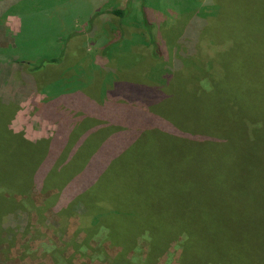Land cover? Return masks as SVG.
<instances>
[{
	"label": "rangeland",
	"instance_id": "obj_1",
	"mask_svg": "<svg viewBox=\"0 0 264 264\" xmlns=\"http://www.w3.org/2000/svg\"><path fill=\"white\" fill-rule=\"evenodd\" d=\"M5 1L7 4L0 3V56L7 57L5 54L16 50L17 56L10 58L13 64L9 65L21 74L18 81L21 79L23 87L18 91L30 101L24 103V109L10 128L22 132L24 139L30 141L49 139L56 133V125L36 115L42 104L57 97L56 93L64 95L65 87L83 92L87 89L102 104L106 100L104 92L120 81L127 85V98L131 99L129 112L135 106L140 107L135 123L145 128L137 136L143 134V142L125 161L133 162L136 157L142 162L145 152H156L171 164L181 163L184 153L166 145L163 137L172 134L157 129L155 116L164 114L162 120L171 119L174 127L181 125L179 129L186 132L191 131L185 125L202 129L207 124L225 131L241 117L227 104L232 91H226V87L258 90L264 84V42L218 33L220 26L215 29V25L219 19L206 10L215 0ZM235 1L225 0V3L229 7L238 1L243 7L247 5L245 0ZM11 5L18 8H7ZM115 10L121 11L122 16L114 15ZM250 14L246 10L231 19L244 21ZM69 32L72 37L63 46L59 64L30 75L24 63H17L25 49L23 38L30 42V47L35 46L30 49L34 51L30 57L36 61L43 57L40 52L43 45L53 42L56 36L66 37ZM53 46L56 51L52 52L51 48L49 53H52L45 56L60 51L59 43ZM196 69L204 72L196 74ZM214 71L221 74L216 79H213ZM210 84L219 85L218 89L203 96L197 90L195 94V88L191 87L206 89ZM135 96H138L136 102ZM148 96L155 97L151 106L156 111L163 99L165 113L149 112ZM251 99L264 104V94L253 95ZM34 104L41 105L34 109ZM31 106L34 112L30 111ZM72 108L69 111L74 117L81 113ZM261 111L264 116V107ZM125 119L130 122V117ZM128 130L132 133L134 128ZM254 142L242 156L240 177L232 180L226 194L247 206L245 227L251 229L252 218L258 238L253 252L257 263L264 264V150L256 148L258 137H254ZM41 152L39 147H28L3 137L0 186L14 189L21 183V191H25L24 185L37 168ZM55 179L53 175L50 183L56 182ZM202 184L207 187L206 183ZM28 188L27 194L6 195L7 199L13 198L10 204L14 209L0 216V264H200L193 249L185 254L178 241L153 245L143 238L123 235L116 243L111 242L106 238V230L87 229L90 224L81 218V206L73 207L67 214L53 210L59 192L55 185L42 192L34 186Z\"/></svg>",
	"mask_w": 264,
	"mask_h": 264
},
{
	"label": "trees",
	"instance_id": "obj_2",
	"mask_svg": "<svg viewBox=\"0 0 264 264\" xmlns=\"http://www.w3.org/2000/svg\"><path fill=\"white\" fill-rule=\"evenodd\" d=\"M245 1L246 7L239 1L229 7L225 0H215L206 10L212 11L211 14L219 19L215 25V29L218 24L220 26L218 33L264 42V0ZM0 3L7 4L5 0H0ZM7 8L17 9L18 6ZM203 9L200 8L202 13ZM246 10L251 12L249 18L244 21L231 19ZM113 14L122 16L121 11L115 10ZM72 32L66 37L56 36L53 42L50 40L48 45H43L40 51L43 57L36 61L30 57V53L34 54L30 49L35 46L30 47V42L23 38L25 49L17 63H24L30 75L44 71L49 65L59 64L63 46L72 37ZM54 42L60 44V51L45 56L56 51ZM51 48L53 51L49 53ZM5 55L10 60L17 56L16 50ZM203 72L197 70L196 74ZM214 73L216 77L213 79L221 75L218 71ZM24 83L27 85L26 81ZM218 86L210 84L206 89L191 87L195 88V94L198 91L203 96L208 91L217 90ZM66 88L64 95L58 92L57 97L45 105L41 103L43 108L39 115L57 127L49 139L30 142L22 134L9 131L4 122H8L13 114H10L9 107L4 112L6 106L0 104V140L9 137L42 151L37 168L24 185L25 191H21V183L14 189L0 186V216L14 209L10 204L13 198L7 199L6 195L27 194L28 186L42 192L55 185L59 192L53 210L67 214L73 207L81 206V218L90 224L87 229L94 232L106 230V238L111 242L116 243L123 235L131 239L140 237L153 245L161 243L165 246L178 241L185 254L193 249L194 258L200 264H258L253 252L258 238L254 234L252 218L251 229L245 227L247 206L241 200L229 198L226 192L230 190L232 180L240 177L242 156L248 151L247 147L255 145L254 137L259 139L256 148L264 150V116L261 111L264 104L251 99L253 95L264 94V84L258 90H253V87H226V91H232L227 104L241 117L225 131L208 124L202 129L185 125L191 132L181 131L179 128L183 126L174 127L171 119V123L162 120L164 114L155 116L157 129L172 134L163 137L166 145L184 153L180 160L182 164L173 160L171 164L156 152H145L142 162L136 157L133 162L125 161L138 150L135 147L143 142V134L140 138L137 136L145 130L144 126L135 123L138 121L136 111L142 109L135 106L139 109L133 108V113L129 112L131 99L127 98L126 84L118 81L112 90H106V100L102 104L97 103L87 89L83 92ZM154 98L148 96L146 100L150 99L149 112L157 114L164 108L165 101L159 102L161 106L156 111L151 106ZM70 106L81 113L74 117L73 113L70 114ZM127 117H130V122L126 121ZM128 127L134 128L132 133L127 131ZM53 175L56 182L50 183Z\"/></svg>",
	"mask_w": 264,
	"mask_h": 264
},
{
	"label": "crops",
	"instance_id": "obj_3",
	"mask_svg": "<svg viewBox=\"0 0 264 264\" xmlns=\"http://www.w3.org/2000/svg\"><path fill=\"white\" fill-rule=\"evenodd\" d=\"M18 34L19 32L16 34V36H18ZM9 63H12V62H10L5 57L3 58L2 56H0V104L2 106H6V109L4 112H6L7 108L9 107L10 114L11 113L13 114V115L11 114L12 117L11 119H9L8 122L7 121L4 122V124L6 123L7 129L15 134H18V133L22 134V132H14L13 130H11L10 126H11L12 121L24 109L23 108L24 103L27 104L26 103L27 101L30 104V101L28 99L23 98L20 95L19 93L20 91L18 90L20 89V87H23V86H22L21 79H19L20 81H18V78H21V74L17 72V70L14 68L13 65H9ZM35 105L38 106L39 104H35ZM34 109H36V107H34ZM34 109L31 106L30 111L34 112ZM36 115L43 118L41 115H39V113H36ZM30 142H35V141H30Z\"/></svg>",
	"mask_w": 264,
	"mask_h": 264
}]
</instances>
